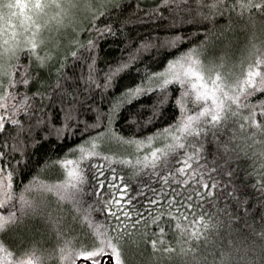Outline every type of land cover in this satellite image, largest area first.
Instances as JSON below:
<instances>
[{
    "label": "snow or ice",
    "instance_id": "snow-or-ice-1",
    "mask_svg": "<svg viewBox=\"0 0 264 264\" xmlns=\"http://www.w3.org/2000/svg\"><path fill=\"white\" fill-rule=\"evenodd\" d=\"M143 3L144 0H137L136 10L140 11ZM184 3L185 0H158V3L148 5V10L143 11V17L155 20L162 15V9H167L172 24L192 21L199 28L202 27L199 21L220 15L226 7L239 14L251 15L254 10L264 13V0H232L231 3L227 0H207L206 3L196 0L195 9L185 7ZM117 8L120 9L119 16L111 23L107 22L104 17L111 18ZM124 8L122 0H0V208L8 206L6 214L0 212V231L17 223L16 205L11 203L14 198L21 211L28 209L33 212L46 203L45 193H54L60 200L70 201L73 210L81 215L82 223L88 224V228L77 232L76 236L68 235L60 241L59 259L63 264H101V260L106 261V264H151L152 257L161 250L160 243L164 239V228L159 227L162 215L172 216L174 211L183 214L179 206L173 209L177 190L169 188V185L177 179L183 185L189 181L195 184L191 189V196L184 195L188 189L180 193L188 209L195 207L191 203L193 196L201 198L197 189L203 186L210 194L212 188L216 187L212 180L209 188L203 174L199 180L195 179L197 172L203 170L202 165L194 163L201 158L203 146L195 137H201L204 132L202 124L211 125L213 130H222L226 122H231L234 125L231 140L237 139L235 133H242L239 139L243 141L244 147L239 151L245 155L251 152L255 157L252 165L255 183L264 191V41L251 44L247 56L238 66H229L224 75L217 64L206 67L201 62L199 53L210 42L219 39L227 42L225 34L232 27L229 21L220 26L219 32L207 33L199 45L193 44L175 58L168 59L162 71L149 72L146 67L142 69V74L138 71L139 81L124 87L120 99H114L107 112H104L95 101L86 105L87 93L95 95V91H100L103 97L105 90L114 86L116 74L135 65L142 53L174 47L189 35L179 32L173 34L171 28L165 30L163 38L154 33L151 38L141 40L132 51L122 52L121 55L126 58L118 61L115 66L110 64L106 71L98 69V42L105 37L117 35L127 39V33L121 31L127 21H121V29L115 26L116 19L125 15ZM80 9L88 13L87 22L91 24V28L87 31L90 38H85L82 42L76 38L70 43L72 48L89 50L88 56L83 57L87 64V75H83L81 68L82 74L79 77L87 87L83 89L84 96H74L73 101L68 103L65 99L68 88L64 86L63 78L73 80L74 77L67 76L64 72L66 61L59 56L60 42L56 40V36L67 24H72L76 33L86 30L82 26L83 20L75 23L76 12ZM185 14L188 20L185 19ZM251 21L255 25L256 17L252 16ZM260 23L264 26V20ZM70 55L81 58L80 52L76 50H72ZM25 56L27 59L23 60ZM57 57L61 61L56 67L55 80L59 90L54 91L50 83L33 73L36 69H51ZM101 71L102 85L99 83ZM33 82H37L35 90L31 88ZM176 86L179 87V94L175 95L173 106L178 107L180 114L174 121L144 138H127V143L135 145L137 149L144 148L145 144L152 145L157 135L167 134L170 137L168 143L159 148L152 147L150 152L145 150L143 157L137 155L135 160L128 155H109L99 150L104 137L118 136V130H114L112 125L122 104L131 103L145 94H156V98L147 107L154 118L162 116V109L168 103H173L168 99L169 89L175 94ZM189 103L197 105V109L190 112ZM201 103L203 106H199ZM89 112L95 113V119L91 122L85 118ZM105 115L106 122L103 119ZM134 122L142 128L148 121L144 117H136ZM80 124H83V130L103 127L104 131L96 132L88 140L70 149L68 155L79 153L76 159H69L66 155L60 161L67 169L65 179L54 184L37 185L36 177H33L32 182L15 193L14 173L20 167V160L26 155L30 158L31 155L26 148L36 145L38 139L42 141L55 136L59 140L74 135L73 129ZM119 139L124 141L126 138L120 136ZM213 139H216L215 131ZM249 140L251 144L248 143ZM189 146L193 151H187ZM223 147L227 151V145ZM231 155L229 153L230 157ZM177 156L180 157L179 166L175 167ZM123 165L132 168L127 176L118 167ZM161 170L166 174L158 176L157 173ZM138 174L150 175L151 180L158 179L161 182L159 190L152 191V198L145 202L150 210L155 211V215L144 216L132 204L130 179ZM90 182L92 187L88 191L94 192L97 198L85 207L84 195L86 185ZM33 187L43 189L39 201L29 195ZM142 189L148 192L149 184H142ZM105 191L107 199L104 198ZM168 192L172 194L167 195ZM93 205L106 212L109 221L114 220V223L102 226L93 220ZM161 205L167 209L166 213H162ZM133 217H138V220ZM133 224L137 227H132ZM149 224L156 226L160 233L158 239L155 233H150ZM184 234L191 239L197 235V229L193 228L191 234ZM149 246L151 255L147 259H138L144 256ZM163 250L172 251L171 248ZM195 251L181 248V252L185 254ZM201 259L207 264L205 256ZM232 261L230 251H221L219 264H232ZM0 264H41V260L32 253L25 254L24 259H16L12 251L0 241Z\"/></svg>",
    "mask_w": 264,
    "mask_h": 264
},
{
    "label": "trees",
    "instance_id": "trees-1",
    "mask_svg": "<svg viewBox=\"0 0 264 264\" xmlns=\"http://www.w3.org/2000/svg\"><path fill=\"white\" fill-rule=\"evenodd\" d=\"M122 2L125 4V15L116 19L115 26L117 29H121V21H127L121 29L127 33V39L117 35L105 37L98 42V69L106 71L110 64L115 66L118 61L126 58V56L121 55L122 52L132 51L140 44L141 40L151 38L154 33L163 38L165 30L171 28L173 34L179 32L189 35L187 39L182 40L174 47L152 49L142 53L135 65L116 74L114 86L105 90L103 97H101L100 91H95V86H93L95 95L87 93L86 105H91L95 101L104 112H107L114 99H120V93L124 87L139 81L138 71L142 74V69L145 67L148 68L149 72L162 71L168 59L175 58L193 44L199 45L207 33L219 32L220 26L228 24L229 21H231L232 27L225 34L227 42L222 39L210 42L205 45V49L199 53V56L201 55L202 59H200L206 67L211 64L220 66L223 59L228 61L224 62L229 66H238L239 61L243 60L248 52L241 49V39L246 35L252 37L248 20L252 16L256 17L258 23L264 20V13L259 10H254L251 15L223 11L220 15L209 20L199 21L202 27L198 28L192 21L184 24H172L167 9H162V15L155 20L144 18L143 11H147L148 5L153 2L158 3V0H144L140 11L136 10L137 0H122ZM203 2L206 3L207 0H203ZM174 6L172 5V7ZM184 6L195 9L196 0H185ZM119 14L120 9L117 8L112 13L111 18L105 16L104 19L111 23ZM88 18L86 11L77 10L75 23H80L83 20L82 26L86 30L82 33H76L72 24H68L63 28L64 31H60L61 33L56 36V40L60 42L59 56L64 57L66 61L64 72L67 76L74 77L73 80L63 78L64 86L68 88V95L65 97L68 103L73 101L74 96L77 98L84 96L83 89L87 87V84L79 77L82 74L81 68H83V75H87V64L83 57L88 56L89 50L72 48L70 42L76 38H79L81 42L85 38H90L87 29L91 28V24L87 22ZM185 19L188 20L186 14ZM255 38L254 43L257 44L259 38L260 42L264 41V33H258ZM72 50L80 52L81 58L71 57L70 52ZM22 59L26 60L27 58L25 56ZM60 62L59 57H57L56 63L51 69H36L33 73L50 83L54 91L59 90L55 85V80L57 78L56 67ZM103 71L99 75L101 85L103 84ZM36 87L37 82H33L32 90H35ZM178 94V86L175 88V94L171 88L169 89L168 99L173 103H168L162 109L163 115L155 118L147 106L156 98V94H145L131 103L122 104L121 110L112 125L114 130H118V136L104 137L99 145V150L109 155L121 157L128 155L135 160L137 155L143 157L145 150L150 152L152 147L159 148L168 143L170 137L167 134L157 135L154 137L152 145L145 144L144 148L137 149L135 145L130 146L127 143V138L132 136L144 138L146 135L157 133L172 123L175 117L180 114L178 107L173 106L175 95ZM196 106L189 103V111L196 110ZM136 117H144L148 122L141 128L134 122ZM85 118L91 122L95 119V113L89 112ZM103 119L106 122L107 116L105 115ZM201 127L204 132L201 137H195V140L200 141L203 146L200 153L201 158L194 163L202 165L203 170L197 172L195 179L199 180L200 175L203 174L207 178L209 188H211L212 180L215 181L216 187L212 188L210 194L203 189V186L197 189L201 193V198L197 199L193 196L191 203L195 207L188 209L180 193L184 189H188L184 195L191 196V189L195 187V184L189 181L188 184L183 185L177 179L169 185V188L177 190L176 204L173 205V209L179 206L183 214L180 211H174L172 216L162 215L159 227L164 228V239L160 243L161 250L152 257L151 264H205V260L201 259L202 256H205L207 264H219L221 251L231 252L232 264H264V191L259 189L255 183L256 177L252 168L255 157L251 152L245 155L239 151L244 147L243 141L239 139L242 133L237 132L235 133L237 139H230L234 135L232 131L234 125L231 122H226L222 130H213L211 125L206 124H202ZM102 131H104L103 127L83 130V124H80L73 129L74 135L62 137L59 140L55 136L45 138L42 141L38 139L36 145H29L26 151L31 154L30 158L26 155L20 160V167L16 169L13 177V191L19 193L25 185L33 181V177H36L35 184L37 185L40 183L54 184L58 180H64L67 169L60 161L66 155L69 159H76L79 153L68 155L69 150L88 140L96 132ZM213 131H215L216 139H213ZM120 136L126 139L121 141ZM248 143L251 144V140ZM200 144L196 146L200 147ZM223 145H227V151ZM187 151L191 152L193 148L189 146ZM229 153L232 154L231 157ZM175 159L177 161L175 167H178L180 157L177 156ZM118 167L126 176L132 171V168L127 165ZM172 170L174 171L175 168ZM165 174L164 170L157 173L158 176ZM160 183L158 179L151 180L150 175L138 174L135 178L130 179L132 204L140 210L142 215H155V211L150 210L145 202L152 198V191L159 190ZM142 184H149L148 192L143 191ZM91 187V182L86 185L85 207L87 204H92V201L97 198L94 192L88 191ZM42 191V188L33 187L29 195L39 201ZM171 194V192L167 193V195ZM104 198L107 199V191H105ZM44 199L46 203L33 212L28 209L21 211L17 199L14 198L11 203L16 205L17 223L10 224L8 228L0 231V241L12 251L13 257L16 259H24L25 254L32 253L40 258L41 264H63L59 259L60 241L68 235L76 236L77 232L87 229L88 224L82 223L81 215L73 210L70 201H62L50 192L45 193ZM161 211L166 213L167 209L161 205ZM91 216L102 226L114 223V220L109 221L106 212L95 205H93ZM133 219L138 220V217H133ZM132 227H137V225L133 224ZM148 227L150 233H155L158 239L160 233L156 226L149 224ZM193 228L197 229V235L189 239V235L184 233L191 234ZM58 232L60 233L59 236L57 235ZM151 238L150 235L149 239ZM178 241H183V243ZM167 248H171L172 251L163 250ZM181 248L195 249L196 251L185 254L181 252ZM150 255L151 248L149 246L144 256L138 257V259H147ZM97 259L101 260L100 257ZM101 264H106V261L101 260Z\"/></svg>",
    "mask_w": 264,
    "mask_h": 264
},
{
    "label": "rangeland",
    "instance_id": "rangeland-1",
    "mask_svg": "<svg viewBox=\"0 0 264 264\" xmlns=\"http://www.w3.org/2000/svg\"><path fill=\"white\" fill-rule=\"evenodd\" d=\"M79 11H81V12H85L83 9H80ZM68 25V24H67ZM53 27H55V26H53ZM66 27V25L64 26V27H62L61 29H60V31H64L63 30V28H65ZM59 31V33H61ZM45 32L47 33V30H45ZM58 33V34H59ZM57 34V35H58ZM242 41H241V49L242 50H246V51H248L249 50V48H250V46H251V44L252 43H254L255 42V40H256V38L255 37H251V36H248V35H246V37H244L243 39H241ZM258 40V39H257ZM260 43V38H259V40H258V44ZM199 58H201L202 59V57H201V55L199 56ZM200 59V60H201ZM228 62L227 60H224L223 59V61H221L222 62V64H220V67H219V71L221 72V74L222 75H224V74H226L227 73V69H228V67H229V64H226L225 62ZM242 60H240L239 61V64H240V62H241ZM202 62V61H201ZM226 72V73H225ZM199 106H203V104L201 103ZM198 106H196V108H197ZM8 210V207H7V205H5L3 208H0V212H4L5 214H6V211Z\"/></svg>",
    "mask_w": 264,
    "mask_h": 264
},
{
    "label": "clouds",
    "instance_id": "clouds-1",
    "mask_svg": "<svg viewBox=\"0 0 264 264\" xmlns=\"http://www.w3.org/2000/svg\"><path fill=\"white\" fill-rule=\"evenodd\" d=\"M227 2H228V3H231V0H227ZM224 11L227 12V11H229V10H228V8L226 7ZM248 25H249V29H250V31H251L252 37H255L258 33H262V27H264V26H262L261 23H258V22H257L255 25H253L251 19H249V20H248ZM193 39H195V38H193ZM252 44H253V43H252ZM247 54H248V52H247ZM246 56H247V55H246ZM246 56H245V57H246Z\"/></svg>",
    "mask_w": 264,
    "mask_h": 264
}]
</instances>
